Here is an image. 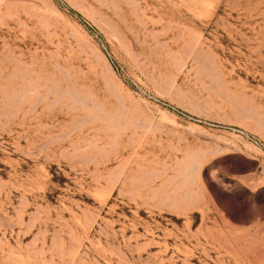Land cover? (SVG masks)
<instances>
[{
    "label": "rangeland",
    "instance_id": "374dc122",
    "mask_svg": "<svg viewBox=\"0 0 264 264\" xmlns=\"http://www.w3.org/2000/svg\"><path fill=\"white\" fill-rule=\"evenodd\" d=\"M0 264H264V0H0Z\"/></svg>",
    "mask_w": 264,
    "mask_h": 264
}]
</instances>
